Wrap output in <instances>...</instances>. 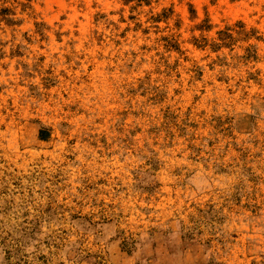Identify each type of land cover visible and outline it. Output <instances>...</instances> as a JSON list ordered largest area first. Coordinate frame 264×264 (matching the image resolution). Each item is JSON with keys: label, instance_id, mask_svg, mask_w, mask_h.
I'll return each mask as SVG.
<instances>
[{"label": "rangeland", "instance_id": "374dc122", "mask_svg": "<svg viewBox=\"0 0 264 264\" xmlns=\"http://www.w3.org/2000/svg\"><path fill=\"white\" fill-rule=\"evenodd\" d=\"M0 264H264V0H0Z\"/></svg>", "mask_w": 264, "mask_h": 264}]
</instances>
